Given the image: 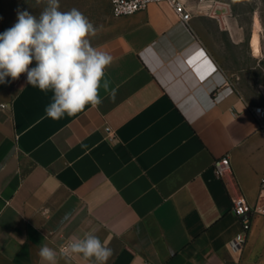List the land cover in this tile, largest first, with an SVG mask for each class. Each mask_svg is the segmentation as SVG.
<instances>
[{
	"label": "crops",
	"instance_id": "1",
	"mask_svg": "<svg viewBox=\"0 0 264 264\" xmlns=\"http://www.w3.org/2000/svg\"><path fill=\"white\" fill-rule=\"evenodd\" d=\"M13 3L0 0V34L12 27ZM209 11L185 23L155 2L113 16L112 32L93 46L113 57L105 78L116 95L101 89L98 108L53 120L52 92L26 74L0 84V264H42V246L59 250L91 230L112 250L107 264H230L243 219L213 166L228 155L253 205L264 128L251 111L260 105L203 38L219 22Z\"/></svg>",
	"mask_w": 264,
	"mask_h": 264
},
{
	"label": "clouds",
	"instance_id": "2",
	"mask_svg": "<svg viewBox=\"0 0 264 264\" xmlns=\"http://www.w3.org/2000/svg\"><path fill=\"white\" fill-rule=\"evenodd\" d=\"M44 3L39 15L19 11L17 22L0 34V84L26 74L32 87L52 92L45 113L53 120L75 116L88 106L98 108L101 89L114 99L116 89L105 78L113 57L92 44L97 27L76 8L61 11L59 0ZM95 232L71 236L59 250L42 246L40 261L59 264V257L68 264L79 256L86 264H107L112 250Z\"/></svg>",
	"mask_w": 264,
	"mask_h": 264
},
{
	"label": "rangeland",
	"instance_id": "3",
	"mask_svg": "<svg viewBox=\"0 0 264 264\" xmlns=\"http://www.w3.org/2000/svg\"><path fill=\"white\" fill-rule=\"evenodd\" d=\"M59 2L61 11L76 8L97 27V35L92 38L93 45L112 32V0H59ZM44 7V0H40L39 3L38 0H14L13 10L9 13L12 26L17 22L19 11L39 15ZM194 12L201 15L206 11L194 7ZM209 13L215 15L219 22L212 20L203 38L223 68L231 75V79L248 94L245 96L264 106V92L261 90L264 83V0H218L216 8ZM254 27L261 28L260 56H254L250 46ZM237 190L239 191L238 188ZM256 218L257 221L253 224ZM228 260L230 264H264L263 214H254L251 217L245 242L239 249L230 248Z\"/></svg>",
	"mask_w": 264,
	"mask_h": 264
},
{
	"label": "built area",
	"instance_id": "4",
	"mask_svg": "<svg viewBox=\"0 0 264 264\" xmlns=\"http://www.w3.org/2000/svg\"><path fill=\"white\" fill-rule=\"evenodd\" d=\"M163 2L168 4L185 23H189L194 15V7L208 11L213 10L218 0H112L111 13L114 17L132 15L144 10L149 4ZM202 12V11H201ZM253 115L258 120L261 128H264V107L257 106L251 109ZM215 175L225 181L230 189L232 199V211L235 215L243 219V232L230 243L233 250L242 247L246 234L250 228V220L254 214L264 215V176L260 180L259 191L256 202L251 205L246 198L237 190L232 178V165L228 155L220 157L214 162Z\"/></svg>",
	"mask_w": 264,
	"mask_h": 264
},
{
	"label": "bare ground",
	"instance_id": "5",
	"mask_svg": "<svg viewBox=\"0 0 264 264\" xmlns=\"http://www.w3.org/2000/svg\"><path fill=\"white\" fill-rule=\"evenodd\" d=\"M254 43H253V48L255 49V52H257V48H258V39L257 40H255V41H253Z\"/></svg>",
	"mask_w": 264,
	"mask_h": 264
}]
</instances>
